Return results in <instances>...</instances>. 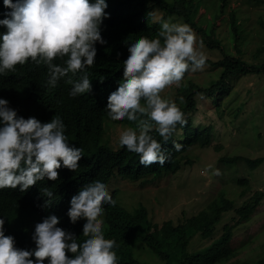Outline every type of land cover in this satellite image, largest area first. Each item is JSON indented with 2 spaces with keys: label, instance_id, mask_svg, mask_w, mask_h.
<instances>
[{
  "label": "trees",
  "instance_id": "16d2710c",
  "mask_svg": "<svg viewBox=\"0 0 264 264\" xmlns=\"http://www.w3.org/2000/svg\"><path fill=\"white\" fill-rule=\"evenodd\" d=\"M95 0H90L94 3ZM108 4L105 10L109 18L104 19L101 26L104 45L97 43V56L95 64L87 69L91 80V92L81 94L75 98L69 96L71 85L63 80L56 87L47 85V69L43 65L26 64L17 66L15 72L0 75V99H6L9 107L17 112L19 117L25 119L35 117L42 123L50 122L54 116H58L65 125V135L70 145L81 148L82 159L75 172L63 167L58 169V179L37 182L25 192L17 189H0V218L5 220L4 233L14 237L16 247L25 250H34L35 243L32 239L35 226L43 222L50 215L59 218L61 227L67 232L74 233L79 243H83V226L86 223L81 219L72 224L67 215L70 208V200L77 195L85 184L99 180L107 185L113 178L142 182L143 185L152 183L166 175L177 174L184 165L192 163L189 152L195 147H207L211 145L213 127L203 129L196 128L191 121L186 125H177L176 131L165 143L162 138L153 131L151 134L163 146L168 162L163 167L154 164L143 167L139 163L140 157L129 153L126 148H114L105 138L107 124L117 127L137 129L135 122L126 118L122 121H112L106 112L107 98L118 87L123 79V61L127 59V46L134 43L140 36L150 39L157 38L160 30L159 23H152L148 19L151 9L159 7L164 11L162 20L170 16H179L201 37L203 42L211 49H219L224 53V46L217 38L215 25L204 28L194 21L196 17V0H106ZM228 6V0H222L221 16ZM0 5V20L6 18L9 12ZM228 21L232 27L237 42L242 40L239 19L235 11H231ZM264 26V22H262ZM7 29L0 26V36ZM239 55L241 50L236 46ZM260 49L259 52H261ZM57 64L62 61L56 60ZM206 64L221 68V76L209 86L199 85L192 80L183 82L178 88L175 102L184 113V117L197 110L196 95L202 93L218 99V106L222 99L232 91L231 78L239 75L258 74L264 75V60L258 64H251L240 56L224 53V57L216 62L207 59ZM79 79V74L73 77ZM102 80V81H101ZM183 97V103L180 98ZM164 98V97H162ZM143 104L144 101L142 100ZM174 143L182 144V149L177 152L173 148ZM220 146H217L219 148ZM220 149V148H219ZM227 164L245 162L247 166L255 170L264 164V156L256 159L243 156H226L221 159ZM242 186L248 187L246 179L240 180ZM48 188L53 196H43L41 191ZM253 189H249L252 192ZM248 189L244 190V194ZM119 191L111 195L115 205H103L104 213L100 217L104 221L103 231L106 239H115L118 247V264H147L135 256L131 237L138 234V241L150 248L162 264H227L232 261L234 252L231 242L237 226L251 220L254 213L261 205L264 193L256 191L241 206L221 194L208 210L200 212L189 218L186 224L175 225L172 221L163 224L154 223L149 217V210L144 205H139L134 210H127L120 203ZM51 203L45 207L47 200ZM233 211L236 219L233 223L224 227L223 234L210 245L201 250L189 251L188 247L192 235L201 234L204 238L212 237L216 226L222 221L223 216ZM71 257V253L68 254ZM35 260V258H32ZM47 264V261H45ZM232 264H264V254L248 260L234 261Z\"/></svg>",
  "mask_w": 264,
  "mask_h": 264
},
{
  "label": "clouds",
  "instance_id": "9594fccd",
  "mask_svg": "<svg viewBox=\"0 0 264 264\" xmlns=\"http://www.w3.org/2000/svg\"><path fill=\"white\" fill-rule=\"evenodd\" d=\"M0 5L10 10L0 20L7 29L0 36V75L15 72L18 65H43L49 87L63 80L72 86L70 97L91 92L87 69L95 64V45L106 43L101 34L103 21L109 18L106 0H0ZM203 47L202 40L197 47L196 34L188 24L171 19L161 21L157 38L140 36L127 46L123 79L108 96L105 110L112 121L126 118L136 123L137 129L129 127L120 134L119 145L138 155L143 167H163L168 162L169 155L151 133L155 131L167 143L177 125L187 121L177 103L161 93L172 85L180 87L186 73L205 69ZM77 74L79 79L74 80ZM180 100L183 103V97ZM182 147L173 144L177 152ZM82 151L69 144L58 116L47 123L25 119L0 99V189L19 187L25 192L45 178L56 181L61 162L75 172ZM212 175L221 172L215 169ZM41 191L43 196H53L48 188ZM50 203L47 200L45 207ZM105 204L115 205L107 185L99 180L85 184L71 198L67 215L72 224L86 221L83 236L87 239L79 243L74 233L58 227L57 216L50 215L35 226L34 250L17 248L14 237L5 235V220L0 218V264H118L114 250L118 245L115 239L105 238L100 219Z\"/></svg>",
  "mask_w": 264,
  "mask_h": 264
},
{
  "label": "rangeland",
  "instance_id": "374dc122",
  "mask_svg": "<svg viewBox=\"0 0 264 264\" xmlns=\"http://www.w3.org/2000/svg\"><path fill=\"white\" fill-rule=\"evenodd\" d=\"M171 2L173 0H166ZM196 24L211 28L215 25L217 38L224 46V53L240 56L251 64L264 60V0H228V6L221 16L222 0H196ZM231 11H235L242 31V40L237 37L228 21ZM164 11L155 7L151 9L148 19L152 23L161 24ZM172 22L185 23L179 16H171ZM194 31V30H193ZM197 37V47L201 37ZM203 41V40H202ZM201 49L207 59L218 61L224 57L219 49H211L204 42ZM241 50L239 55L236 49ZM260 49H263L260 51ZM221 68L206 64L202 72L186 73L181 82H193L209 86L221 76ZM181 86V85H180ZM175 85L167 87L161 96L175 102L179 93ZM232 91L226 95L218 106V99L202 93L196 95L197 110L185 117L194 126L203 129L213 127L211 145L195 147L190 152L191 164L184 165L177 174L166 176L145 185L142 182L113 178L108 184L112 194L118 190V198L122 206L132 211L139 205L149 210V217L154 223L163 224L172 221L175 225L186 224L187 220L200 212L208 210L211 204L219 199L221 194L233 200L237 207L243 205L256 191L264 193V164L255 170L250 169L245 162L227 164L221 159L226 156H243L256 159L264 156V75L249 74L231 78ZM107 124L106 140L119 148L120 134L126 129L123 126ZM217 146H220L217 148ZM208 169L206 172L205 170ZM219 169L220 176L212 175ZM246 179L248 187L242 186L240 180ZM248 192L244 194V190ZM249 189H253L252 192ZM236 213L230 211L223 216L216 226L212 237L204 238L189 230L192 235L189 251L201 250L218 239L224 232V227L236 219ZM135 256L147 264H162L158 256L146 245L138 241V234L131 237ZM234 261L257 258L264 254V197L261 205L251 220L236 227L231 242Z\"/></svg>",
  "mask_w": 264,
  "mask_h": 264
}]
</instances>
